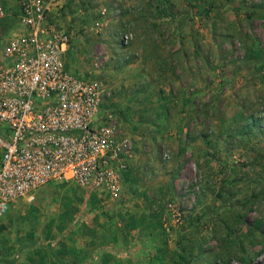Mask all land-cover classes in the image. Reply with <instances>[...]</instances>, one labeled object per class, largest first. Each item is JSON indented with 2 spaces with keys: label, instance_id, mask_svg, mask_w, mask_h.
Masks as SVG:
<instances>
[{
  "label": "rangeland",
  "instance_id": "1",
  "mask_svg": "<svg viewBox=\"0 0 264 264\" xmlns=\"http://www.w3.org/2000/svg\"><path fill=\"white\" fill-rule=\"evenodd\" d=\"M49 15L67 66L108 85L134 158L119 199L56 181L15 201L0 258L51 261L87 235L92 264H264V0H54ZM18 27V0H0V45Z\"/></svg>",
  "mask_w": 264,
  "mask_h": 264
},
{
  "label": "built area",
  "instance_id": "2",
  "mask_svg": "<svg viewBox=\"0 0 264 264\" xmlns=\"http://www.w3.org/2000/svg\"><path fill=\"white\" fill-rule=\"evenodd\" d=\"M53 2L18 0L19 27L0 45V215L56 181L119 199L134 158L118 114L102 111L108 85L67 66Z\"/></svg>",
  "mask_w": 264,
  "mask_h": 264
},
{
  "label": "crops",
  "instance_id": "3",
  "mask_svg": "<svg viewBox=\"0 0 264 264\" xmlns=\"http://www.w3.org/2000/svg\"><path fill=\"white\" fill-rule=\"evenodd\" d=\"M80 239L77 237L72 241V244L68 246L69 251L62 250L61 252H48L52 257L51 261H48L46 256V258L44 257L45 251L42 252V254H40L39 256L35 254L36 258H30V261H32L31 264H92V256L94 255L95 259L98 257V255L96 254L99 251L98 248L100 247H96L94 245L97 248L95 249L91 243V238H89L87 235ZM19 263L20 259L16 258L13 260L12 264Z\"/></svg>",
  "mask_w": 264,
  "mask_h": 264
},
{
  "label": "trees",
  "instance_id": "4",
  "mask_svg": "<svg viewBox=\"0 0 264 264\" xmlns=\"http://www.w3.org/2000/svg\"><path fill=\"white\" fill-rule=\"evenodd\" d=\"M0 262L5 263V264H12L13 260L9 258H0Z\"/></svg>",
  "mask_w": 264,
  "mask_h": 264
}]
</instances>
